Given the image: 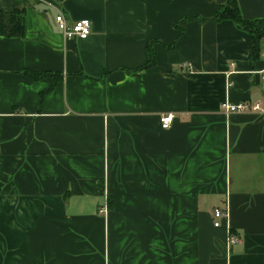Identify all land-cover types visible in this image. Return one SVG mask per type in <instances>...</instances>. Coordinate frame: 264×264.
<instances>
[{"label":"crops","instance_id":"obj_1","mask_svg":"<svg viewBox=\"0 0 264 264\" xmlns=\"http://www.w3.org/2000/svg\"><path fill=\"white\" fill-rule=\"evenodd\" d=\"M228 1L0 0L25 30L0 35V264H264V112L221 107L264 110V36L250 59Z\"/></svg>","mask_w":264,"mask_h":264},{"label":"trees","instance_id":"obj_2","mask_svg":"<svg viewBox=\"0 0 264 264\" xmlns=\"http://www.w3.org/2000/svg\"><path fill=\"white\" fill-rule=\"evenodd\" d=\"M216 20L228 18L242 29L251 33V39L248 42V56L250 59L258 58L260 54V41L264 36V23L261 19L246 20L242 18L237 0H229L224 5L216 8ZM23 11L13 9L11 11L0 10V35L4 36H23L24 35ZM147 58L143 68L153 64L154 49L151 43L147 44ZM33 79L46 75V72H27Z\"/></svg>","mask_w":264,"mask_h":264},{"label":"built area","instance_id":"obj_3","mask_svg":"<svg viewBox=\"0 0 264 264\" xmlns=\"http://www.w3.org/2000/svg\"><path fill=\"white\" fill-rule=\"evenodd\" d=\"M54 22L56 24V27L62 33V35L67 38L76 37L79 39H83L86 38L90 33L91 26H90V21L88 19H79L71 23H68L64 13L60 9H58L54 17ZM185 65L189 67V64H185ZM221 107L223 112L227 115L231 113L264 112L263 108L258 102L252 103L248 101H242V102L232 103L229 101H224L221 103ZM172 118L173 116L170 113L161 115L159 118L160 126L162 128H168L171 124ZM212 216L214 219L213 225L218 226L220 225L221 219H227L228 211L226 208L216 207L212 211ZM229 241L236 242L237 238L232 235H229Z\"/></svg>","mask_w":264,"mask_h":264}]
</instances>
